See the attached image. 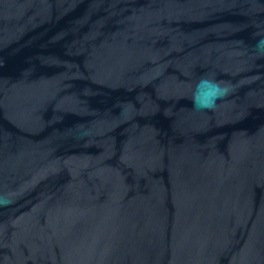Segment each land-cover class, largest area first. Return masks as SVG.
<instances>
[{
	"label": "water",
	"instance_id": "1",
	"mask_svg": "<svg viewBox=\"0 0 264 264\" xmlns=\"http://www.w3.org/2000/svg\"><path fill=\"white\" fill-rule=\"evenodd\" d=\"M262 38L264 0H0V264H264Z\"/></svg>",
	"mask_w": 264,
	"mask_h": 264
},
{
	"label": "clouds",
	"instance_id": "2",
	"mask_svg": "<svg viewBox=\"0 0 264 264\" xmlns=\"http://www.w3.org/2000/svg\"><path fill=\"white\" fill-rule=\"evenodd\" d=\"M257 52L264 56V38L259 39L255 45ZM232 91L231 86L221 81L201 77L195 85L192 94L193 108L197 111H215L218 101H222Z\"/></svg>",
	"mask_w": 264,
	"mask_h": 264
}]
</instances>
